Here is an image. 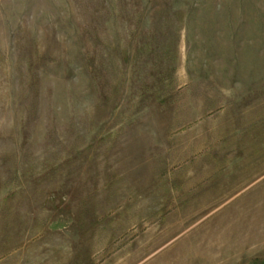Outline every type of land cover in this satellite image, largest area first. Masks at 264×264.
Masks as SVG:
<instances>
[{"label":"rangeland","instance_id":"rangeland-1","mask_svg":"<svg viewBox=\"0 0 264 264\" xmlns=\"http://www.w3.org/2000/svg\"><path fill=\"white\" fill-rule=\"evenodd\" d=\"M0 264H264V0H0Z\"/></svg>","mask_w":264,"mask_h":264}]
</instances>
